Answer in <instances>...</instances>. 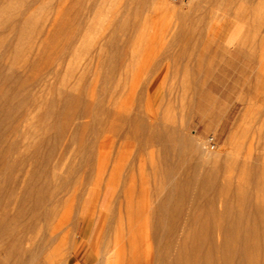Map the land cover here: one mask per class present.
Instances as JSON below:
<instances>
[{"label": "rangeland", "instance_id": "374dc122", "mask_svg": "<svg viewBox=\"0 0 264 264\" xmlns=\"http://www.w3.org/2000/svg\"><path fill=\"white\" fill-rule=\"evenodd\" d=\"M166 1L0 0V133L25 113L29 139L50 131L41 150L58 144V171L76 196L95 191L96 164L83 173L87 159L104 157L109 169L121 156L128 177L117 174L94 248L115 191L133 180L134 191L167 196L162 216L175 226L170 251L183 252L181 264H247L224 250L246 240L224 236L225 223L257 233L248 238L259 244L251 257L264 264V1ZM15 159L0 168V191L27 161ZM30 176L16 191L46 189L38 172Z\"/></svg>", "mask_w": 264, "mask_h": 264}, {"label": "bare ground", "instance_id": "6f19581e", "mask_svg": "<svg viewBox=\"0 0 264 264\" xmlns=\"http://www.w3.org/2000/svg\"><path fill=\"white\" fill-rule=\"evenodd\" d=\"M161 1L163 6L168 7L166 0ZM140 7L142 6H137V9L139 10ZM17 112H19L18 109ZM25 114L22 115L23 120L18 124L13 125L14 127L11 125L12 129H8V135L6 130L0 133V168H4L7 164L8 155L14 159L23 156L27 160L12 177L14 185L0 191V264H7L6 258L3 259L1 254L9 255L10 264H78L80 256H83V264L94 262L95 264H158L160 238L165 231L169 249L163 256L164 264L182 263L183 252L181 250L170 251L175 226L173 223L164 221L165 218L162 216L167 210V201L164 200L167 196L156 201L158 193L156 191H134L133 180L129 182V185L125 181L128 185L127 189L124 188V185H122L123 187L119 185L118 191H115L107 217L97 234L99 243L94 248L91 244L92 234L94 235L103 213V206L111 200L114 190L117 188L115 184L117 174L120 176L125 174L128 177L129 170L124 171L126 166L124 168L121 156L118 155L113 160L111 168L109 167L110 170L107 166L111 162L103 161L104 157H97L96 163L88 162L87 159L85 165L88 169L86 170L85 167L83 173L94 170V164H96L95 191H81L76 196V191H68L70 179L62 177L58 171L59 161L62 158L57 153L58 144H52L47 151L41 150L50 131L46 128L49 131L48 134H46L47 131L42 132L44 134L38 140L29 139L28 117L26 118ZM15 117L19 118L18 115ZM22 117L20 118L22 119ZM60 130L63 129L60 128ZM71 133L72 138L75 130ZM9 135H12L13 138L9 139ZM57 136L58 134L55 137L57 138ZM65 144L67 146L66 142ZM84 149L86 158L94 155L92 145ZM106 168L109 172L106 171ZM33 170L38 172L36 182L42 179L46 184V189L41 188L39 191L38 189L34 191L33 186L30 191H16L20 182L22 185V182L30 179ZM121 171L125 173H121ZM55 176H58V180L53 181L52 178ZM125 176L123 178L128 181ZM195 181H198L195 182L197 185L203 183V180L199 178ZM120 182H123V179H120L119 184ZM102 186H105V191L99 189ZM66 188H68L67 191ZM120 188L126 190L122 191ZM75 197H79L77 204L74 201ZM87 218L86 227L79 228V225ZM92 218H96L93 228L91 226ZM222 228L227 230L224 235L226 237L234 236L238 239H246L240 249L236 250V248L226 245L223 247L224 250L230 252L229 254L240 252L246 257L247 264H256L251 253L258 248L259 244L254 241L249 242L251 239L248 240V238L257 233L252 230L243 234L233 232L232 225L229 223L227 225L225 223ZM248 254L249 257H247Z\"/></svg>", "mask_w": 264, "mask_h": 264}, {"label": "built area", "instance_id": "2783aa9c", "mask_svg": "<svg viewBox=\"0 0 264 264\" xmlns=\"http://www.w3.org/2000/svg\"><path fill=\"white\" fill-rule=\"evenodd\" d=\"M207 142H208V146H209L211 149L216 148V146H217V141H216L214 135H210V136L208 137V141H207Z\"/></svg>", "mask_w": 264, "mask_h": 264}]
</instances>
